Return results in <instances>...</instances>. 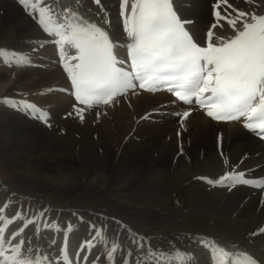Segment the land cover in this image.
I'll list each match as a JSON object with an SVG mask.
<instances>
[{"label":"bare ground","instance_id":"bare-ground-1","mask_svg":"<svg viewBox=\"0 0 264 264\" xmlns=\"http://www.w3.org/2000/svg\"><path fill=\"white\" fill-rule=\"evenodd\" d=\"M78 2L79 12L87 19L99 21L97 13L104 8L109 21L106 28L117 44L115 54L124 59L126 36L119 0H100L99 5L92 0ZM214 2L173 0L178 15L191 21L187 28L197 40L216 23L211 16ZM228 2L241 9L249 7L247 0ZM69 3L75 7L77 0H41L42 5L54 7ZM260 3L252 0L253 6ZM215 31L219 34L221 29ZM0 49H4L6 60L4 64L0 61V91L18 85L22 90L37 89L60 76L56 87L43 89L42 99H38L53 103L45 110L49 111V128L31 110L10 108L0 101V158L13 179L0 189V208L5 209L6 218L15 214L7 201L9 187L32 194L40 208L49 193L68 202L54 213L62 219L56 222L58 229L40 225L37 233L35 224L25 225L19 218L7 226L6 233L22 229L25 240L47 249L52 264H65L58 256L61 247L66 250L68 264H113L103 244L81 247L94 235L92 225L102 226L110 240L121 245L114 255L115 264H147L149 245L141 251L139 244H133L138 237L166 253L173 250L171 242L191 254V264H211L210 254L199 240L217 237L226 241L233 253L264 256V235H251L264 228V186L208 183L233 168L264 180V143L238 122L212 121L203 110L193 107L181 121L178 109L183 105L163 92H127L114 98L109 109L79 105L70 94H64L68 81L54 56V38L43 32L20 0H0ZM12 52L34 59L36 64L23 67L9 84L6 78L12 69L8 66L17 64ZM74 54L73 49H64L66 57ZM53 60L58 65H46ZM60 83L65 85L63 91ZM74 104L85 107L83 119L76 115ZM93 133L96 142L90 137ZM73 208L81 221L65 232L66 216ZM159 260L168 264L167 256ZM152 264H158L157 258Z\"/></svg>","mask_w":264,"mask_h":264},{"label":"snow or ice","instance_id":"snow-or-ice-1","mask_svg":"<svg viewBox=\"0 0 264 264\" xmlns=\"http://www.w3.org/2000/svg\"><path fill=\"white\" fill-rule=\"evenodd\" d=\"M241 9L228 0H215L211 5V16L216 23L210 26L200 40L188 30L191 21L183 20L174 7L173 0H119V17L126 36V60H118L115 54L117 44L106 28L108 13L103 7L97 15L100 20L85 18L79 12V2L75 7L41 4V0H20L25 11L32 16L40 28L54 44L59 55V63L67 74L71 85L70 95L79 105H110L114 98L129 89L156 91L165 88L177 101L190 103L193 99L208 117L217 121L242 120L243 127L264 138V0L259 5ZM100 4V0H92ZM221 32L217 34L215 29ZM123 46V45H121ZM71 48L75 54L64 55V49ZM4 49H0L3 55ZM9 62H12L11 59ZM17 64L27 63L23 56L15 57ZM63 91V89L61 90ZM6 104L16 106L7 98ZM20 105L37 111L34 105L20 101ZM85 107L73 109L83 119ZM189 110L179 114L181 121L189 115ZM99 115V113H98ZM42 121L46 117L41 113ZM212 184H256L264 186V180L245 178V173L225 171ZM5 209L0 208V264H52L46 255L47 249L23 238V230L6 233L9 224L20 218V212L6 218ZM40 213L25 225L35 224V232H40ZM45 229H58L53 221L45 222ZM94 235L86 239L81 247L92 248L94 242L104 245L109 261L114 262L118 241L110 240L103 227L90 226ZM71 226L65 229L69 231ZM264 235V228L258 233ZM135 237V234L133 233ZM110 244V246H109ZM146 255L147 264L152 259L167 256L168 264H191L190 253L171 245L172 251H157L144 237L134 238ZM199 244L208 250L211 264H264V256L239 252L233 254L229 244L214 239H200ZM59 258L68 264L66 250H58ZM123 259V257H121ZM93 264H96L94 261ZM124 264H128L124 261Z\"/></svg>","mask_w":264,"mask_h":264},{"label":"rangeland","instance_id":"rangeland-1","mask_svg":"<svg viewBox=\"0 0 264 264\" xmlns=\"http://www.w3.org/2000/svg\"><path fill=\"white\" fill-rule=\"evenodd\" d=\"M256 1H259V0H256ZM51 51V50H50ZM50 51H43L42 53H50ZM13 55V57H18L19 55L12 52L11 53ZM56 54H54L55 56ZM26 60H27V63H23V64H13V63H10L8 66V69H12L10 71V74H8L7 78H6V81L9 82H12L13 80H15L16 76L18 75V73H20V71L23 70V67H32L33 64H36V61L34 59L31 60L28 59L27 57H25ZM0 61L4 63H6V60H5V56L4 55H0ZM58 65L57 62H55L54 60L52 62H50V64H46L50 67H53V65ZM61 71H62V76L63 77H67V74L64 72L63 68L61 67ZM60 80V76L57 77L56 79H54L52 82H49V83H46L45 85H43L42 87H39L37 89H25V90H22L21 89V85H18V86H14V88L12 87L11 89H8V87L4 88V90H1L0 91V101L3 105L5 106H9L10 105V108H11V104H6L4 103V99L7 98L9 101H15L16 102V106H13V108H16V109H19V110H25L26 108L23 107V106H19L20 103L19 101L17 100L18 98H23V97H27L26 100H24L25 102H27L28 104H32L35 106V108L37 109V111H35V114H38L39 116L41 115V113H43L46 117V120L45 121H42L41 120V124L45 127V128H49L50 126V117L48 115L49 111L46 112L45 110L47 108H50L49 106L52 105L53 103L51 104H48V103H43L42 101L43 100H38L39 98L42 99V96H43V91L45 90H49V88H52V90L56 87V85H54L55 82L59 81ZM5 81V82H6ZM63 81L65 82V78L63 79ZM68 81V79H67ZM0 83H3L0 81ZM69 83V81H68ZM68 83H66V88L64 90V94H66L68 96L69 94V87H68ZM61 84V83H60ZM51 85V86H50ZM65 85H62V87H60L61 89H63V87ZM45 89V90H43ZM53 92V91H52ZM55 92V91H54ZM29 98V99H28ZM36 98V99H34ZM62 99V98H61ZM31 100V101H30ZM36 100H38L37 102H35ZM114 104V103H113ZM112 104V105H113ZM112 105H107V106H100L99 108H106V109H109ZM47 107V108H46ZM52 107V106H51ZM31 110V109H30ZM182 108L179 110L181 111ZM80 122V120L78 121ZM35 125H37L38 127H40V125L36 123H34ZM49 131L52 132V129H49ZM94 134V133H93ZM85 137V136H84ZM83 137V139H84ZM92 141L93 142H96L97 141V135L94 134L92 136H90ZM63 138V136H62ZM99 142L97 143L98 145H101L103 147V144L100 143L101 141L98 140ZM10 172L7 170V166L5 165V162L1 160L0 158V189L4 188V184L5 182L8 183L9 182H12L13 179H12V175L9 174ZM8 189L10 192L7 196V201L10 202V204L13 205L14 207V213H16L17 211L20 212V218L22 219H25V218H31L33 216L36 215V213H40L41 215L38 217V219L40 220V225L43 227L44 223L45 222H48V223H51L53 221L55 222H61L62 219L57 217L55 213L56 209L62 205H65L67 204V200H64L65 202H63L62 200L63 199H60V197H58V195H56V193H49L47 198L44 199V203L45 205L43 206V208H40L39 207V203H37V199L32 195L30 194L29 192H25L21 189H18V188H6ZM55 195V196H54ZM80 202V201H79ZM16 208V209H15ZM54 210V211H53ZM77 211V212H76ZM13 213V214H14ZM15 215V214H14ZM66 224L67 226H71L72 227H76L79 225L80 221H81V216L79 215L78 213V210L77 208H73L70 212V214L68 216H66Z\"/></svg>","mask_w":264,"mask_h":264}]
</instances>
